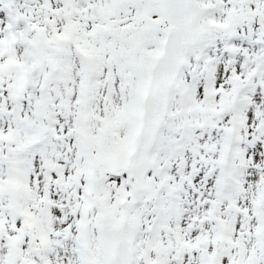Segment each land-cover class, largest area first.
I'll use <instances>...</instances> for the list:
<instances>
[{"label": "snow or ice", "instance_id": "1", "mask_svg": "<svg viewBox=\"0 0 264 264\" xmlns=\"http://www.w3.org/2000/svg\"><path fill=\"white\" fill-rule=\"evenodd\" d=\"M0 264H264V0H0Z\"/></svg>", "mask_w": 264, "mask_h": 264}]
</instances>
